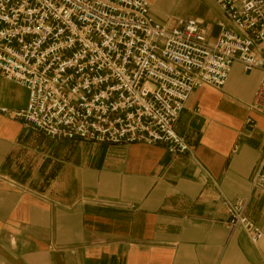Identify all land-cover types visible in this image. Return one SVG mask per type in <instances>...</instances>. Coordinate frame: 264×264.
Returning a JSON list of instances; mask_svg holds the SVG:
<instances>
[{
  "label": "crops",
  "instance_id": "1",
  "mask_svg": "<svg viewBox=\"0 0 264 264\" xmlns=\"http://www.w3.org/2000/svg\"><path fill=\"white\" fill-rule=\"evenodd\" d=\"M167 29L196 20L209 41L231 26L213 0H145ZM260 74L233 64L220 90L195 89L162 144L54 141L0 114V264H264V194L251 179L264 155V117L249 110ZM26 90L0 78V108ZM246 198L262 232L253 246L225 228L222 200Z\"/></svg>",
  "mask_w": 264,
  "mask_h": 264
},
{
  "label": "built area",
  "instance_id": "2",
  "mask_svg": "<svg viewBox=\"0 0 264 264\" xmlns=\"http://www.w3.org/2000/svg\"><path fill=\"white\" fill-rule=\"evenodd\" d=\"M231 26L211 42L196 20L173 29L145 0H0V78L23 87L25 109L0 108L54 141L189 152L174 125L198 88L220 90L233 64L260 74L249 110L264 117V0H213ZM264 194V155L251 179ZM230 231L253 246L261 230L246 198L222 200Z\"/></svg>",
  "mask_w": 264,
  "mask_h": 264
},
{
  "label": "rangeland",
  "instance_id": "3",
  "mask_svg": "<svg viewBox=\"0 0 264 264\" xmlns=\"http://www.w3.org/2000/svg\"><path fill=\"white\" fill-rule=\"evenodd\" d=\"M201 2H202V0H201Z\"/></svg>",
  "mask_w": 264,
  "mask_h": 264
}]
</instances>
